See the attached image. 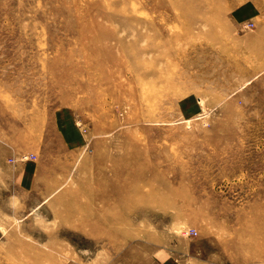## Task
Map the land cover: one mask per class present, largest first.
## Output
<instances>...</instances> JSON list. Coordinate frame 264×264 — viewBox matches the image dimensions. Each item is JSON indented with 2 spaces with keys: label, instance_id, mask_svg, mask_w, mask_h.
Listing matches in <instances>:
<instances>
[{
  "label": "rangeland",
  "instance_id": "obj_1",
  "mask_svg": "<svg viewBox=\"0 0 264 264\" xmlns=\"http://www.w3.org/2000/svg\"><path fill=\"white\" fill-rule=\"evenodd\" d=\"M0 264H264V0H0Z\"/></svg>",
  "mask_w": 264,
  "mask_h": 264
},
{
  "label": "crops",
  "instance_id": "obj_2",
  "mask_svg": "<svg viewBox=\"0 0 264 264\" xmlns=\"http://www.w3.org/2000/svg\"><path fill=\"white\" fill-rule=\"evenodd\" d=\"M64 137H66V133H64ZM69 143H71V142H69ZM15 169H16V172L18 173V175H20L21 182L24 181L25 184H28V183L30 184L31 181H32V183L34 182L35 175H36V167L34 168V166L32 164H27V165H22V166H20V164H18L15 167Z\"/></svg>",
  "mask_w": 264,
  "mask_h": 264
}]
</instances>
